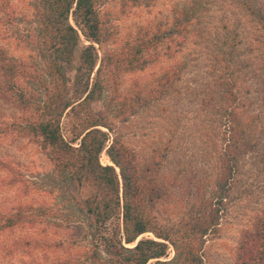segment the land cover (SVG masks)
<instances>
[{"label":"rangeland","instance_id":"374dc122","mask_svg":"<svg viewBox=\"0 0 264 264\" xmlns=\"http://www.w3.org/2000/svg\"><path fill=\"white\" fill-rule=\"evenodd\" d=\"M0 3V45L21 65V84L36 87L44 54L33 0ZM191 5L196 11L183 41L167 39L169 49H159L143 69H119L145 28H168L176 11ZM100 11L110 38L96 63L103 60L104 90L90 108L106 115L113 130L99 128L119 137L140 171L157 154L164 155L157 177L168 188L151 213L173 236L188 228L214 193L228 139L237 143L239 154L218 225L201 243L207 264H233L242 238L264 233V0H103ZM69 21L73 23L71 17ZM86 44L81 35L71 79ZM166 74L173 81L163 93L156 86L160 83L161 88ZM228 82L234 96L227 91ZM83 113L62 117L65 136H72V126ZM25 115L15 103L0 98V161L11 167L0 164V216L19 203L33 206L27 214L33 221L0 231V264H65L70 257L71 264L80 263L84 228H68L62 221L66 216L80 219V213L65 208L51 179V162L19 130ZM106 147L99 161L112 164ZM142 237L154 235L145 232L136 241ZM172 255L169 245L168 257ZM146 264H155V259Z\"/></svg>","mask_w":264,"mask_h":264},{"label":"trees","instance_id":"16d2710c","mask_svg":"<svg viewBox=\"0 0 264 264\" xmlns=\"http://www.w3.org/2000/svg\"><path fill=\"white\" fill-rule=\"evenodd\" d=\"M102 3L103 0H33V13L42 36L39 48L44 54L34 80L37 86L21 84L20 78L25 76L21 65L8 57L0 45V98L15 103L26 113L19 130L51 162L54 174L51 179L61 190L65 208L80 213V219L66 216L62 220L68 228L75 225L84 228L82 259L80 263L75 261L76 264H146L151 259H155V264H207L201 243L218 225L221 202L226 196L224 190L239 154L237 143L232 137L228 139L221 152L222 166L214 193L203 201L188 228L178 237L173 236L171 228L161 225L151 213L168 188L157 177L164 155L157 154L140 171L133 152L117 135H109L113 128L106 115L90 108L104 90L103 60L97 67L96 63L99 49L110 38L100 11ZM195 11V5L182 6L168 28L160 25L145 28L130 44L119 69H143L159 49H169L167 39L177 37L183 41ZM81 35L88 44L80 51L71 79L72 58ZM166 77L160 89V83L156 86L163 93L173 81L169 74ZM227 84V91L234 96L232 83ZM80 111L84 115L72 126V136H65L62 117ZM105 147L112 164L99 161ZM0 164L11 169L5 161ZM32 207L19 203L13 212L1 215L0 231L33 221L27 215ZM145 232H151L154 238L142 237L136 241ZM59 244L65 245L64 241ZM169 245L173 248L171 257H168ZM73 261L74 257H70L64 263ZM233 264H264L261 230L242 238Z\"/></svg>","mask_w":264,"mask_h":264}]
</instances>
